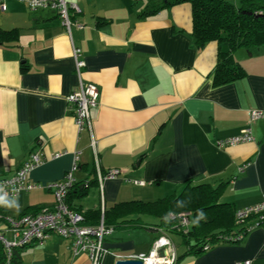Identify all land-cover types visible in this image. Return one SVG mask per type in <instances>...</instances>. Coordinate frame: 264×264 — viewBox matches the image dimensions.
Returning a JSON list of instances; mask_svg holds the SVG:
<instances>
[{"label": "crops", "instance_id": "obj_1", "mask_svg": "<svg viewBox=\"0 0 264 264\" xmlns=\"http://www.w3.org/2000/svg\"><path fill=\"white\" fill-rule=\"evenodd\" d=\"M66 1L77 5L80 13L72 18L83 25L69 33L52 12L30 11L14 0L0 7V179L13 176L31 152L42 158L28 176L34 188L17 197L20 210L0 206V214L17 218L52 208L48 186L64 180L76 156L67 200L82 213L110 216L117 204L177 196L188 183L217 190L218 203L233 211L259 203L264 116L249 125L248 113L264 111V46L236 50L244 76L214 87L218 46H194L187 1H158L164 6L157 12L148 11L149 1ZM72 46L82 52L83 80L100 93L90 110L91 133L77 130L66 102L78 89ZM246 128L252 142L216 146ZM110 170L120 174L99 184V174ZM113 225L101 264L148 253L162 230L158 219L128 212ZM5 227L0 221L6 234ZM180 245L175 264H264L261 228L206 252H190L182 239ZM15 253V264H90L84 254L73 258L70 242L56 235Z\"/></svg>", "mask_w": 264, "mask_h": 264}, {"label": "built area", "instance_id": "obj_2", "mask_svg": "<svg viewBox=\"0 0 264 264\" xmlns=\"http://www.w3.org/2000/svg\"><path fill=\"white\" fill-rule=\"evenodd\" d=\"M25 4L30 11H46L56 14L62 26L69 33L72 26L83 27L74 22L72 16L79 14L80 10L74 3L66 0H14ZM135 2L156 1V0H134ZM0 7L4 9V0H0ZM72 57L74 70L78 78V89L66 97V102L71 106L74 122L78 131L87 129L91 133L90 110L98 107L99 89L95 84L83 80L85 62L79 48L72 46ZM264 116V111L250 110L248 113V124ZM253 136L250 128L242 130L237 136L216 142L218 148L252 142ZM92 148L95 151L92 139ZM60 155L54 156L55 158ZM78 156L65 175L64 180L50 184L55 203L52 208H43L35 214H26L17 218H6L0 214V221L5 223V232L0 231V245L5 253V264H11L15 250L31 245H43L52 235L70 242V252L73 258L79 255H86L90 264H101L103 257L109 253L105 247V241L114 232L112 227L105 224L103 212L100 220L95 225L84 223L82 215L70 209L66 204L69 190L72 188L74 179L73 173L78 169ZM42 158L37 153L31 152L23 161L13 176L0 179V196H7L9 199H16L22 192L28 191L34 186L28 182L29 174L41 164ZM120 174L119 170H110L99 174L98 183L104 180L116 179ZM143 185V182H137ZM190 214L181 213L174 215L172 221L177 227L187 232L190 223ZM235 221L245 229L237 234L221 235L215 240H207L200 248L203 252L208 251L214 244H237L244 236L254 229H264V196L256 205L235 211ZM140 260L143 264H175V246L166 232L159 230V235L153 241L148 253L129 257ZM237 264H251L250 260L238 262Z\"/></svg>", "mask_w": 264, "mask_h": 264}, {"label": "trees", "instance_id": "obj_3", "mask_svg": "<svg viewBox=\"0 0 264 264\" xmlns=\"http://www.w3.org/2000/svg\"><path fill=\"white\" fill-rule=\"evenodd\" d=\"M158 1L163 0L149 1L151 3L148 5V11L157 12L164 6ZM185 1L191 5V35L194 46L201 49L212 42L217 43L218 46V61L213 72L212 85L219 87L243 77L244 72L234 61L233 54L238 49L264 46V0H237V6L228 0ZM181 201L185 202L184 206L177 207ZM66 204L70 209L79 212L70 206L67 198ZM199 210L204 211L205 218L200 220L198 224H194L193 221L196 219ZM39 211L25 212L21 216L35 214ZM127 212L137 215H150L158 219L160 228L169 237L170 235L179 236L183 243L188 246L189 251L194 253L203 252L200 248L208 239L215 240L218 236L237 234L245 229V226L236 224L235 211L230 205L218 203L217 190L203 185L191 186L188 183L179 195L168 196L153 203L127 202L117 204L110 211V216L104 211L105 224L115 230L116 226L113 223L117 222L118 218ZM169 212H173L175 215L190 212V223L186 233L177 227L176 222L164 221L163 217ZM79 213L87 225H95L100 220V211ZM124 221L130 220L120 222ZM17 250L13 253L11 264H15L18 260L15 253ZM176 260L178 261V259ZM0 264H5V253L1 245Z\"/></svg>", "mask_w": 264, "mask_h": 264}, {"label": "clouds", "instance_id": "obj_4", "mask_svg": "<svg viewBox=\"0 0 264 264\" xmlns=\"http://www.w3.org/2000/svg\"><path fill=\"white\" fill-rule=\"evenodd\" d=\"M184 203L185 202H183V201L179 202L177 204V207H183ZM0 206L6 207V208H9V209H13L14 208L17 212L20 210V205H19V202H18V198L17 199H9L7 196H0ZM174 215H175V213L169 212L163 217V219H164L165 222H169ZM204 218H205L204 211L203 210H199L198 213H197V217L193 221V223L194 224H198L199 221L204 219Z\"/></svg>", "mask_w": 264, "mask_h": 264}, {"label": "water", "instance_id": "obj_5", "mask_svg": "<svg viewBox=\"0 0 264 264\" xmlns=\"http://www.w3.org/2000/svg\"><path fill=\"white\" fill-rule=\"evenodd\" d=\"M115 264H143L140 260L137 259H118Z\"/></svg>", "mask_w": 264, "mask_h": 264}, {"label": "rangeland", "instance_id": "obj_6", "mask_svg": "<svg viewBox=\"0 0 264 264\" xmlns=\"http://www.w3.org/2000/svg\"><path fill=\"white\" fill-rule=\"evenodd\" d=\"M229 1V0H228ZM231 1V0H230ZM145 232V231H144ZM170 237H171V239H173V244H174V246L177 248V249H179L180 247H181V245H180V237L179 236H177V235H170Z\"/></svg>", "mask_w": 264, "mask_h": 264}]
</instances>
